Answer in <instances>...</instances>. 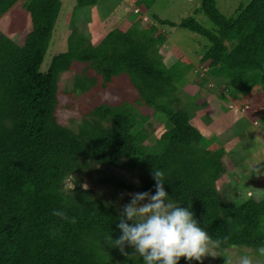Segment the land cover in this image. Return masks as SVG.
<instances>
[{
  "label": "trees",
  "instance_id": "1",
  "mask_svg": "<svg viewBox=\"0 0 264 264\" xmlns=\"http://www.w3.org/2000/svg\"><path fill=\"white\" fill-rule=\"evenodd\" d=\"M19 1L0 0V19ZM98 1L78 2L93 7ZM155 1L134 4L142 13ZM199 2L198 12L213 31L192 18L174 23L154 15V24L129 32L116 27L93 45L71 26L66 51L54 55L43 72L62 2L23 0L31 22L23 43L0 31V264H133L107 239L120 235L123 207L94 198L78 184L63 190L79 160L137 169L141 192H155L152 170L163 169L167 194L182 207L191 206L210 236L227 237L223 251L254 249L264 242V198L252 195L238 205L224 198L216 182L226 172L225 150H210L191 114L180 106L177 88L192 68L181 62L168 66L158 54L167 40L159 27L178 26L204 37L210 47L200 64L208 78L224 86L217 97L235 103L260 93L264 110V0H250L230 18L217 12L214 0ZM76 63L95 71L91 82L101 89L126 76L140 103L170 128L145 149V137L135 129L138 118L146 122L149 115L107 105L95 106V118L84 121L78 133L62 126L56 117L58 78ZM77 86L88 89L81 79ZM53 210L77 222L54 216ZM125 251L134 255L132 248ZM132 259L141 264L138 257ZM179 264L202 263L181 257Z\"/></svg>",
  "mask_w": 264,
  "mask_h": 264
},
{
  "label": "rangeland",
  "instance_id": "2",
  "mask_svg": "<svg viewBox=\"0 0 264 264\" xmlns=\"http://www.w3.org/2000/svg\"><path fill=\"white\" fill-rule=\"evenodd\" d=\"M79 0H68L60 13L59 26L55 28L54 42L50 44L41 71H46L50 60L56 54L67 49V37L71 26H77L79 33L89 38L90 43L98 44L107 32L121 27L129 32L137 26L154 24V15L161 20L179 23L192 18L202 28L213 31L209 19L198 12L199 0H156L146 11L136 14L134 0L104 1L107 10L104 23L97 16L95 7H80ZM217 12L225 17H236L238 9H245L250 0H214ZM79 6V7H78ZM115 12L114 14H111ZM67 19L62 21L64 14ZM65 17V18H66ZM139 17V18H138ZM146 18V20H144ZM118 21V23H117ZM127 21H130L129 24ZM117 26L110 27V24ZM63 30L65 34H61ZM29 16L20 0L0 19V31L13 41L22 44L24 35L30 29ZM121 30V31H122ZM159 30L166 36L164 45L158 48V54L169 66L181 62L191 67L186 79L178 85L177 94L181 105L188 113L194 126L207 139L210 150H225V174L216 182V187L224 198L234 205L241 204L249 196L264 198V110L260 93L243 96L238 102L230 99L221 101L217 95L224 86L207 77V70L200 64V59L210 47L202 36L181 27L162 26ZM59 35V36H58ZM95 71L86 64L76 63L70 71L63 72L58 78L59 105L56 112L58 122L78 133L84 121L95 118L92 110L98 105H107L116 109H131L137 116L149 115L145 122L139 117L135 132L144 135L142 147L148 149L161 132L170 126L159 115H154L139 101V94L126 76L119 77L108 87L101 89L92 84ZM206 78L202 82V78ZM77 79L88 85L82 90L77 86ZM92 85V87H91ZM260 173V174H258ZM76 184L92 192L94 198L123 207L129 202L128 193L141 192L137 169H127L109 164H95L85 160L78 161V167L64 181L63 190L72 189ZM244 247L225 251L216 250V257H202V264H225L227 255H235ZM249 249V248H247Z\"/></svg>",
  "mask_w": 264,
  "mask_h": 264
},
{
  "label": "clouds",
  "instance_id": "3",
  "mask_svg": "<svg viewBox=\"0 0 264 264\" xmlns=\"http://www.w3.org/2000/svg\"><path fill=\"white\" fill-rule=\"evenodd\" d=\"M152 176L154 193L127 194L129 202L118 217L120 235L116 239L110 234L107 237L111 246L118 248L133 264L134 257H138L141 264H179L181 257L199 262L205 256L216 257L213 254L216 250L223 251L227 237L210 236L195 218L191 206L182 207L167 194L165 171L153 168ZM52 214L72 224L77 222L76 217H66L62 210H53ZM126 246L134 250V255L129 256ZM224 261L225 264H264V242L254 249L244 248L235 255H227Z\"/></svg>",
  "mask_w": 264,
  "mask_h": 264
},
{
  "label": "crops",
  "instance_id": "4",
  "mask_svg": "<svg viewBox=\"0 0 264 264\" xmlns=\"http://www.w3.org/2000/svg\"><path fill=\"white\" fill-rule=\"evenodd\" d=\"M67 1L68 0H63V2L64 3H67ZM104 1H106L107 3H110V2H112L113 3V0H100V1H98L97 2V4H95V6H93V7H95L96 9H97V16H98V18H99V20L100 21H102L103 23H104V21H103V19H104V16H105V14L107 13V10H104V8H103V2ZM61 2H62V0H61ZM131 3H133V1H131ZM64 5H67V4H64ZM64 5H62V7H61V10L63 9V6ZM69 5H67V7H68ZM60 13H61V11H60ZM111 13V12H110ZM115 12H112L111 14H114ZM66 13L63 15V17H62V21H65L66 19H67V17H66ZM66 17V18H65ZM30 18V17H29ZM59 18H60V15H59ZM59 18H58V20H57V23L59 22ZM69 18V17H68ZM139 18V17H138ZM129 24H131L130 23V21H127ZM57 23H56V27H57ZM117 23H118V21H117ZM117 23L115 22V23H113V24H110V27H113V26H117ZM58 26H59V23H58ZM130 26V25H129ZM129 26L128 27H126L125 29H127V28H129ZM55 27V28H56ZM118 27V26H117ZM118 29H120V30H122L121 29V27H118ZM125 29L124 30H122V31H125ZM63 30V23H62V29H61V34H65V31H62ZM54 33H55V31H54ZM55 35V34H54ZM59 36V35H58ZM55 37V36H54ZM54 37H53V39H54ZM52 39V43L54 42V40Z\"/></svg>",
  "mask_w": 264,
  "mask_h": 264
},
{
  "label": "built area",
  "instance_id": "5",
  "mask_svg": "<svg viewBox=\"0 0 264 264\" xmlns=\"http://www.w3.org/2000/svg\"><path fill=\"white\" fill-rule=\"evenodd\" d=\"M134 1H135V0H134ZM134 1H133L132 4H134ZM134 12H135L136 14H139V13H140L139 10H138L137 8H134ZM144 20H146V18H144Z\"/></svg>",
  "mask_w": 264,
  "mask_h": 264
}]
</instances>
